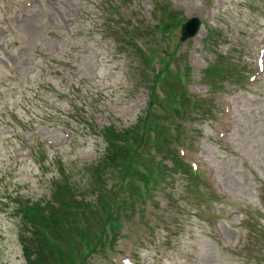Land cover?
Returning a JSON list of instances; mask_svg holds the SVG:
<instances>
[{"label":"rangeland","instance_id":"rangeland-1","mask_svg":"<svg viewBox=\"0 0 264 264\" xmlns=\"http://www.w3.org/2000/svg\"><path fill=\"white\" fill-rule=\"evenodd\" d=\"M31 1L33 7L24 8V0H16L17 11L9 16L5 15L9 12L5 10L0 0V42H7L12 53L8 54L1 47L0 51L6 58L9 56L13 63L14 55L21 56L25 49L22 47V40L25 39L29 47L31 38L36 39L35 35L45 31V26L40 22L43 17L41 14L47 11L46 6L56 13L53 15L51 25L67 21L58 8V0ZM138 1L142 9L147 10L150 7L153 14L159 11L160 6L151 0ZM172 1L176 3L174 9L182 14L184 19L192 15L201 17L203 6L200 0ZM80 3L84 4L79 1L75 6L67 9L71 12L70 15L77 17L81 9H76V6ZM213 4H215V14H222V17L228 21L224 24L226 39L221 42L219 49L230 51V62L245 65L242 60V43L249 36L256 35L259 30H264V14L259 16L256 23L251 22V25H245L231 10L228 0H215ZM131 10L139 12L134 7ZM16 14L24 18L19 25L11 21L12 16L15 17ZM240 14L243 19H251L247 6ZM160 18L158 17V22ZM219 19L224 23L223 18ZM155 28L144 42L145 49L153 46L151 55L154 58L163 56L169 50L174 51L177 57L182 54L180 58L185 60L190 39H181V26L173 24L164 36H160ZM91 29L92 27L86 23L83 30L91 32ZM93 37L94 35L89 37L88 42L84 38H75L72 43L66 44V55L70 58L65 61L61 59L60 64L65 67L67 79L76 77L77 72H80L81 77L93 78L100 75L102 79L99 89H110L104 92L102 103L96 100L97 122L100 124L115 122L122 128L130 127L135 122L137 124L136 113L139 109H144L146 104V86H150L149 80L159 71H151L147 80L145 63L141 68L138 64L139 58L136 54L134 55L132 70L135 79L140 80L142 88L141 98L138 101H132L128 96L129 92L121 87V74L116 67L118 62L108 61L105 65L106 50ZM73 43L75 47L80 46L81 49H71ZM70 49L72 52L69 51ZM98 52L104 53L101 56V64L98 63ZM212 58L211 51L205 56L199 52L196 54V63L203 67ZM243 59L250 60L246 56ZM110 68H115V71L111 72ZM7 73L0 68V264H25L19 234H29L28 230H22V228H27L24 226V221H29L32 215L26 213L22 218L19 212L13 209L12 194L20 185L28 187L29 195L33 199L49 198L52 190L65 188L66 192L72 195L70 204L78 205L82 201L94 202L84 222H81L77 215L72 217L70 213L66 215V212H63L65 220L56 222L51 231L56 240L44 243L41 260L45 264H67L72 259L76 264H81V261L84 264H116L109 259V256L114 255L118 261H121L124 239L126 236L131 237L133 233L139 234L137 241L142 236V243L138 244L134 251L136 258L141 257L142 264H150L153 256H157L163 264H264V207L257 199L259 187L264 193V82L249 93L241 92L238 95L232 149L224 150L214 142L211 118L204 117L194 124L196 134L204 136L211 162L218 168L221 186L230 194L226 198L221 197L223 201L221 207L216 203V208H219L218 218L221 220L218 223H223L224 231L228 235V242H221L213 237L210 231L212 219L216 217L209 211L211 206L208 205L205 208L195 187L192 184L186 186V177L182 175H176L177 186L183 187V192L179 193L180 199L175 202L174 211L166 212L159 203H156L155 220L152 226V213L148 216L142 207H134V203L120 196L118 198V193L111 191L117 182L116 174L96 175L92 170V163L99 159L106 147L101 132L95 129L92 130L93 134L89 139L82 136L71 147L62 150L65 156H68L63 159L71 158V162L68 163L71 168L67 171L59 174L52 163H36L35 160L25 159L20 147L24 144V136L39 132L43 135L56 136L60 130L54 126L53 122H49V126L32 129V124L36 123L35 116H32L34 120L28 123L19 120L37 114V110L35 106L28 103L27 92L30 86L23 78L17 77L18 73L12 75ZM62 77L63 75L56 71L52 78L56 82L57 78ZM171 80L177 84L176 79L171 78ZM168 88L175 102L178 91H173L171 86ZM207 88V98L214 99L218 92L226 90L227 87L217 91L209 89L208 85ZM134 102H138V105ZM17 104L21 105L20 109L15 108ZM139 114L143 116L141 112ZM9 131L11 132L8 133ZM166 139L165 133L161 139L165 149L168 148ZM71 151L76 154L70 155ZM52 154L53 152H50L49 157ZM79 154H88L93 157L95 155V158L84 163L74 162L72 159L79 160L83 157ZM35 157L39 158L38 155ZM141 160L147 165L145 159ZM176 187H173V191L177 193ZM218 190L221 191L220 187ZM121 208L123 213L119 211ZM100 209L106 214L102 215ZM112 210L113 216L110 218ZM137 211L140 215L138 220L136 219ZM167 214L170 221H165ZM108 219L111 222L104 231V224ZM159 221H162V227L166 232V241L172 244L163 256L155 255L158 253L157 244L161 241V238L156 235ZM11 227L15 228L14 233ZM150 238L152 240L148 248L139 247ZM97 244L102 246L103 252H99ZM154 262H157V259H154Z\"/></svg>","mask_w":264,"mask_h":264}]
</instances>
